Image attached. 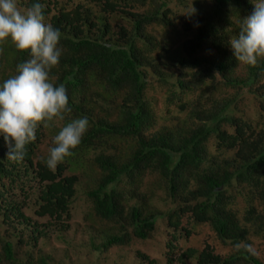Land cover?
<instances>
[{
	"label": "trees",
	"instance_id": "trees-1",
	"mask_svg": "<svg viewBox=\"0 0 264 264\" xmlns=\"http://www.w3.org/2000/svg\"><path fill=\"white\" fill-rule=\"evenodd\" d=\"M17 2L41 3L46 22L59 29L62 55L50 78L66 86L72 111L41 124L20 162L7 158L0 133V264H55L37 248L45 234L38 220L67 222L78 197L84 218L103 229L98 243L90 236L94 253L146 241L165 219L164 264H189L191 248L175 261L189 219L208 225L228 250L218 255L206 244L196 264H264L247 250L251 236L264 242V58L239 76L230 44L254 11L252 0H193L191 16L178 11L187 0ZM30 58L10 38L0 42V86ZM246 96L253 114L238 113ZM81 117L88 131L51 171L54 141L38 153L45 131L57 135ZM146 176L163 187L164 212L146 202ZM137 258L134 264H159L141 252Z\"/></svg>",
	"mask_w": 264,
	"mask_h": 264
},
{
	"label": "clouds",
	"instance_id": "clouds-1",
	"mask_svg": "<svg viewBox=\"0 0 264 264\" xmlns=\"http://www.w3.org/2000/svg\"><path fill=\"white\" fill-rule=\"evenodd\" d=\"M254 11L242 19L239 33L231 39L233 54L239 63L257 66L264 58V0H252ZM44 5L32 3L26 8L17 0H0V42L11 39L16 49L29 52L30 59L17 66V74L0 86V133L8 146L7 158L20 162L26 145L36 140L41 124L47 128L54 120L65 119L72 109L64 84L54 86L51 70L58 66L62 55L59 29L46 22ZM196 9L190 0L182 13L191 16ZM89 129L87 117L71 120L54 137L46 166L55 171L58 164L71 156ZM252 254L255 249L249 245Z\"/></svg>",
	"mask_w": 264,
	"mask_h": 264
},
{
	"label": "rangeland",
	"instance_id": "rangeland-1",
	"mask_svg": "<svg viewBox=\"0 0 264 264\" xmlns=\"http://www.w3.org/2000/svg\"><path fill=\"white\" fill-rule=\"evenodd\" d=\"M190 0H187V5ZM185 8V6H184ZM183 9L178 10L180 13ZM174 37H178L176 34ZM179 42L173 44V49H177ZM245 71V64L239 63L237 60L236 73L240 76ZM264 80V78H263ZM149 95L155 96L157 100H160L161 93L159 91H149ZM243 100L238 104L239 114H253L255 111V103L253 100ZM45 137L39 146L40 156H44L48 153V150L54 141L56 135L52 134L50 130L45 131ZM77 175L82 174L77 172ZM142 192H151L152 197L146 198V202L156 208V210L164 212L169 205L165 198V192L163 187L159 184V181L146 176L141 188ZM77 194H81L78 191ZM30 200V199H29ZM27 200V201H29ZM31 210L26 212L29 215ZM85 207L81 197L75 201L72 217L70 220L60 221L52 219H39L38 222L44 228V235H41L38 241V247L43 252L51 254L55 264H134L137 258V252H141L149 255L150 258L156 259L159 264H164V257L162 255V248L164 247L165 240L168 237V231L170 228L167 226V222L159 220V226L153 237L146 241L133 240L129 245L121 247L110 248L106 253L98 254L94 253L91 249L90 236L95 238L98 243L102 234L100 228L95 229L98 225L90 222V219L84 218ZM61 224H63L61 226ZM94 226V228L92 227ZM183 226L190 231L188 236V242L179 250L180 253H176L175 261H178L179 254L185 253L189 248L196 251L195 255H192L189 260V264H196L195 257L201 252L206 244L210 245L213 249V253L218 255H225L228 250L223 247L216 239L213 232L206 224H194L189 219H184ZM99 230V231H98ZM252 247L255 249V253L264 262V242L259 236H251ZM194 252V251H193ZM192 252V254H193ZM25 255L24 252H21ZM37 252H35V255Z\"/></svg>",
	"mask_w": 264,
	"mask_h": 264
}]
</instances>
